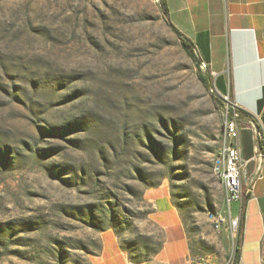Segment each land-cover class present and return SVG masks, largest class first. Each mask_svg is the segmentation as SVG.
Segmentation results:
<instances>
[{
	"label": "rangeland",
	"instance_id": "1",
	"mask_svg": "<svg viewBox=\"0 0 264 264\" xmlns=\"http://www.w3.org/2000/svg\"><path fill=\"white\" fill-rule=\"evenodd\" d=\"M195 57L158 0H0V264H92L111 227L149 259L160 184L214 227L224 100Z\"/></svg>",
	"mask_w": 264,
	"mask_h": 264
},
{
	"label": "crops",
	"instance_id": "2",
	"mask_svg": "<svg viewBox=\"0 0 264 264\" xmlns=\"http://www.w3.org/2000/svg\"><path fill=\"white\" fill-rule=\"evenodd\" d=\"M171 23L193 44L195 55L217 76V93L228 94L242 112L239 146L244 169L254 182L247 188L238 246L225 225L185 223L172 189L160 184L146 197L150 217L164 231L163 246L149 259L122 246L112 229L102 232L92 264H227L235 253L240 264H264V146L256 131L264 126V0H165ZM208 79V78H207ZM209 81V80H208ZM260 174V176H258ZM219 212L225 213L223 186ZM239 204L232 205V217ZM141 250V249H140Z\"/></svg>",
	"mask_w": 264,
	"mask_h": 264
},
{
	"label": "built area",
	"instance_id": "3",
	"mask_svg": "<svg viewBox=\"0 0 264 264\" xmlns=\"http://www.w3.org/2000/svg\"><path fill=\"white\" fill-rule=\"evenodd\" d=\"M160 1V0H158ZM200 68L205 73L208 72V65L201 60ZM210 85H214L217 79L215 73H210ZM216 90V88H215ZM217 91V90H216ZM224 100V123L227 126V134L223 139V147L221 151L220 164H218V170L220 175H223L224 180L227 183V208L223 215L215 217L216 231H221L226 225L230 231V234L237 243L236 237H238L240 223L243 217V207L245 198L247 197V188L254 182L253 177H249L244 169V162L241 158V151L239 146V133H240V120L242 112L238 105L233 102L228 94L220 95ZM256 138L264 146V126H261L256 131ZM260 176V174L258 175ZM234 203L239 204V214L232 217V205ZM236 246V245H235ZM240 260H237L235 253L231 256L227 264H240ZM132 264V263H129ZM201 264H208L202 262Z\"/></svg>",
	"mask_w": 264,
	"mask_h": 264
},
{
	"label": "trees",
	"instance_id": "4",
	"mask_svg": "<svg viewBox=\"0 0 264 264\" xmlns=\"http://www.w3.org/2000/svg\"><path fill=\"white\" fill-rule=\"evenodd\" d=\"M160 8H161V14H162V17H163V20L167 23V25L172 29V31L176 34V36L178 37V39L180 40L182 46L188 50L190 53H194L193 51V44L192 42L189 40V38H187L184 34H182L172 23L171 21L169 20V17H168V10H167V7H166V3H165V0H160ZM196 56V55H195ZM197 62L196 63H199V67H200V62L201 60L196 56L195 57ZM200 73H201V70H199ZM198 79L199 81L203 84V86L207 89L210 88V82L208 81V79L199 74L198 76ZM215 88L217 90V79H216V82H215ZM213 104L215 105L216 108H220L222 107V103L221 101L219 100V94L216 95L214 98H213ZM157 186V185H156ZM154 187V186H153ZM107 229H112L114 230L112 227L111 228H107ZM107 229H103L102 231H105ZM241 229V223H240V227H239V230ZM115 231V230H114ZM115 233L117 234V232L115 231ZM236 246H238V239H237V243H236ZM131 250H137V246H132V247H129Z\"/></svg>",
	"mask_w": 264,
	"mask_h": 264
},
{
	"label": "bare ground",
	"instance_id": "5",
	"mask_svg": "<svg viewBox=\"0 0 264 264\" xmlns=\"http://www.w3.org/2000/svg\"><path fill=\"white\" fill-rule=\"evenodd\" d=\"M227 134V126L224 123V128H223V134H222V144L217 152V155L214 159V164H213V172L215 174V176L217 177V179L222 183L223 187H224V191H225V200L227 203V183L226 180H224L223 175H220V171L218 170V164H220V159H221V151H222V147H223V139H225ZM214 227H215V219H214Z\"/></svg>",
	"mask_w": 264,
	"mask_h": 264
}]
</instances>
